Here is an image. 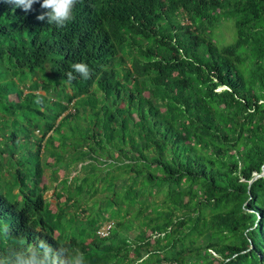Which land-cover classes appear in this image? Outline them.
Returning <instances> with one entry per match:
<instances>
[{
	"label": "trees",
	"instance_id": "1",
	"mask_svg": "<svg viewBox=\"0 0 264 264\" xmlns=\"http://www.w3.org/2000/svg\"><path fill=\"white\" fill-rule=\"evenodd\" d=\"M42 3L0 0V264H264V0Z\"/></svg>",
	"mask_w": 264,
	"mask_h": 264
},
{
	"label": "clouds",
	"instance_id": "2",
	"mask_svg": "<svg viewBox=\"0 0 264 264\" xmlns=\"http://www.w3.org/2000/svg\"><path fill=\"white\" fill-rule=\"evenodd\" d=\"M37 2L38 0H5V3L14 4L16 7H22L23 10L27 11L28 17H32L28 11H30L32 9V5ZM78 2L79 0H43L41 7L44 9H50L51 11L38 15L37 19L42 21L45 18V15H47L49 17V24H54L58 28L64 27L67 23L74 19L73 9ZM72 68L76 72L80 73L84 79L90 78V70L87 65L83 63H76L72 65ZM74 78L75 76L73 77L72 73L69 72L68 79L71 80ZM65 87V92H67L68 95L73 93V88L71 86L65 84ZM72 103L74 104L75 101ZM111 228L112 225L110 223H105L96 233L100 238H106L109 236ZM91 241L88 240L87 242L90 243ZM24 264H45V261L37 260L35 254H33L32 257L24 261ZM52 264H85V260L83 253L77 250L76 256L64 260L54 259Z\"/></svg>",
	"mask_w": 264,
	"mask_h": 264
},
{
	"label": "rangeland",
	"instance_id": "3",
	"mask_svg": "<svg viewBox=\"0 0 264 264\" xmlns=\"http://www.w3.org/2000/svg\"><path fill=\"white\" fill-rule=\"evenodd\" d=\"M187 23V22H186ZM216 37H217V40L220 44H230L232 43L237 37H238V34H237V31L234 27V21H224L220 27L216 30ZM50 86L52 88H58L62 93H66L65 92V86L63 84H60L58 86V83L55 82V81H52ZM222 90V89H220ZM70 111H67L64 115H67ZM38 136H41V134L39 133ZM49 137V135H48ZM44 144V143H43ZM58 144V143H57ZM49 162H53L52 159H49ZM103 168L105 170H107V167L106 166H103ZM65 174L64 170L61 171L60 175L61 177H63ZM74 176L76 175L75 173L73 174ZM44 188L46 189V192H45V196L48 198V200L52 203V208L54 211H56L57 209V206L59 204H63L64 203V199H62V201L60 199L57 198L56 196V186H57V182L51 180L50 178H47L45 177V183H44ZM79 188V187H78ZM89 191V189H87V192ZM17 192V191H15ZM92 205V202L89 203V206ZM82 211V210H81ZM80 212V214H82V212ZM91 241V240H90ZM94 241H97V239H94ZM140 257V253H138L137 251H133L131 253V258L134 260V259H138Z\"/></svg>",
	"mask_w": 264,
	"mask_h": 264
},
{
	"label": "water",
	"instance_id": "4",
	"mask_svg": "<svg viewBox=\"0 0 264 264\" xmlns=\"http://www.w3.org/2000/svg\"><path fill=\"white\" fill-rule=\"evenodd\" d=\"M263 176H264V173H263Z\"/></svg>",
	"mask_w": 264,
	"mask_h": 264
}]
</instances>
